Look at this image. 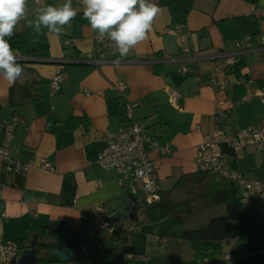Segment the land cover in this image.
<instances>
[{
    "label": "crops",
    "instance_id": "0c3cea01",
    "mask_svg": "<svg viewBox=\"0 0 264 264\" xmlns=\"http://www.w3.org/2000/svg\"><path fill=\"white\" fill-rule=\"evenodd\" d=\"M64 2L28 0L27 17L34 19L44 5ZM154 2L161 12L146 39L125 57L105 39L102 45L93 39L97 33L82 18V11L59 36L43 28L37 33L26 21L17 25L11 46L19 54L24 77L11 84L0 77V146L6 143L10 158L29 164L26 173L11 175L0 157V242H18L16 263L31 235L57 232V247L73 248L78 256L88 241L94 242L87 247L88 254L80 256L87 264L102 258L113 264H190L192 252L182 231L202 225L211 213L149 221L140 209L136 217L129 214L127 219L126 214L116 220L126 223L120 239L111 238L113 231H98L89 220L97 203L112 215L128 200L131 205L146 202L141 182H130L98 164L106 147L104 135L125 124L130 105L132 119L166 149L148 151L155 165L152 177L158 199V190L169 189L183 173L197 169L195 149L212 133L217 107L225 113L220 124L227 133L264 126V0ZM72 4L82 9L80 0ZM97 49L103 51L101 61L95 60ZM227 55L235 61L219 76L231 82L218 89L206 76L223 66ZM62 63L66 79L52 92L51 78ZM183 68L190 71L184 73ZM119 81L126 86L123 96L116 87ZM171 90L176 105L169 101ZM244 95H249L247 101L239 100ZM71 116L84 120L66 127ZM14 117L20 120L9 132L4 121ZM252 150L238 152L232 169L241 170L240 159L247 164ZM43 158L52 169L42 167ZM231 225L234 236L225 244V254L199 264H264L262 251L235 255L264 237L260 209L247 207ZM42 255L46 254L37 257Z\"/></svg>",
    "mask_w": 264,
    "mask_h": 264
},
{
    "label": "built area",
    "instance_id": "2783aa9c",
    "mask_svg": "<svg viewBox=\"0 0 264 264\" xmlns=\"http://www.w3.org/2000/svg\"><path fill=\"white\" fill-rule=\"evenodd\" d=\"M36 1L40 2V0ZM93 39L101 45L105 39L106 45H110L115 48V45L107 38L100 39L98 38V35H94ZM102 56L103 51L101 49H97L95 60H103ZM234 61L235 60L232 55H227L223 61L224 65L216 66L206 76L207 80L216 86V88L224 89L225 85L231 82V78H224V80H221L219 75L224 72V69L232 65ZM183 70L184 73L190 71L186 68H183ZM64 77L65 73H60V66H58L52 78V85L57 86L58 81L62 80ZM117 88L120 91V95L123 96L125 94L124 91L126 88L124 82L119 81L117 83ZM169 93V101L173 105H176L175 92L171 90ZM248 97L249 95H244L241 96L239 100L247 101ZM131 109L132 107L128 105L125 124L121 125L117 132H108L104 135L106 147L98 155L97 162L100 167L106 170H114L126 177L130 182L132 180L141 182L145 192L146 202L149 203L157 199V184L155 178L152 177V172L155 169V165L151 162L148 151L152 149L158 153H164L166 152V149L159 146L158 140L155 137L146 133L145 127L142 124L132 119ZM224 116L225 113L223 112V109L217 107L214 114V129L212 133L206 136L195 149L194 160L196 167L200 169H208L214 173H218L234 180L241 188L240 201L243 204L249 205L250 207L260 208L264 219V207L261 205L263 200L259 199V197H264V181L249 180L243 175L242 172L231 170L228 166L227 155L222 149V145H225L234 151H241L248 147H252L257 150H264V126H249L239 130L237 133H227L222 130L220 124L221 118ZM19 120L20 119L18 117H14L10 121L5 120L4 127H6L10 132L13 123H16ZM6 146V143L0 146V157L3 160V168L5 172L11 175H20L26 173L29 164L21 163L19 160L10 158ZM41 164L44 168H53L51 162L45 158L41 159ZM94 208L95 213L92 214L90 221L96 226L98 231L102 232L105 229L109 230V232H112L115 229H123L125 231L126 223L111 221L110 213H107L102 204L97 203L95 204ZM126 214L128 219V211ZM157 241L163 242L164 240L159 238ZM93 244V241H88L87 247H90ZM87 247L83 248L80 254L81 257H85L88 249ZM18 252L19 244L17 241H1L0 264H17L15 259L18 255ZM262 253L264 256V249L262 250ZM125 257L131 258L130 255H126ZM145 259L146 258H142V260Z\"/></svg>",
    "mask_w": 264,
    "mask_h": 264
},
{
    "label": "trees",
    "instance_id": "16d2710c",
    "mask_svg": "<svg viewBox=\"0 0 264 264\" xmlns=\"http://www.w3.org/2000/svg\"><path fill=\"white\" fill-rule=\"evenodd\" d=\"M14 42L15 36L10 39V43L14 44ZM64 64L58 65L60 66V73L63 74L65 73ZM52 78L50 82L52 92H56L60 89V83L66 79V74L62 80L58 81L57 86L52 85ZM83 120L84 117L71 116L64 125L70 128L76 127ZM222 149L227 155L229 168L242 172L238 169H232L233 163L236 162V154L240 151H234L225 145H222ZM240 198L241 188L234 180L208 169L197 168L193 172L183 173L169 189L158 190V199L149 203L142 202L141 204L131 205L128 213L136 217L139 210L143 209L146 220L157 221L172 217H184L202 212L207 208L222 206L223 214L209 217L205 224L193 228H184L182 231L181 237L189 242L192 250V259L189 263L199 264L225 254V244L234 236L231 221L243 216L245 209L250 207L243 204ZM259 199L263 200L261 205L264 207V197H259ZM121 232L123 233V229H115L111 233V238H122ZM57 246H59L57 232L37 233V254L44 252L47 255L48 249ZM262 249H264V237L244 245L235 255L239 257L246 256L259 253ZM88 251L89 249H87L85 256ZM46 255L39 256L35 264H61L57 257ZM142 258V262L146 261Z\"/></svg>",
    "mask_w": 264,
    "mask_h": 264
},
{
    "label": "clouds",
    "instance_id": "9594fccd",
    "mask_svg": "<svg viewBox=\"0 0 264 264\" xmlns=\"http://www.w3.org/2000/svg\"><path fill=\"white\" fill-rule=\"evenodd\" d=\"M80 3L82 9L74 8L72 0H65L60 6L44 5L34 19H28V0H0V77L10 84L24 77L19 54L10 43L21 21H26L37 33L43 28L59 36L82 11V18L98 38L109 39L119 56L125 57L146 39L161 12L154 0H80Z\"/></svg>",
    "mask_w": 264,
    "mask_h": 264
},
{
    "label": "water",
    "instance_id": "95a60500",
    "mask_svg": "<svg viewBox=\"0 0 264 264\" xmlns=\"http://www.w3.org/2000/svg\"><path fill=\"white\" fill-rule=\"evenodd\" d=\"M132 202L128 200L125 205L120 207L110 216L112 221L122 219L127 211L130 209ZM117 222V221H116ZM37 237L36 235H31L30 240L28 241V247L24 248L17 260V264H35L37 257ZM47 256L57 257L59 262L66 264H87L85 263L80 256H78L77 251L69 247H56L47 250Z\"/></svg>",
    "mask_w": 264,
    "mask_h": 264
},
{
    "label": "rangeland",
    "instance_id": "374dc122",
    "mask_svg": "<svg viewBox=\"0 0 264 264\" xmlns=\"http://www.w3.org/2000/svg\"><path fill=\"white\" fill-rule=\"evenodd\" d=\"M253 127H255V126H253ZM252 151L248 155V162H247V164H249V165H247L245 163V158H241L240 159V162L238 164L239 165V168H241V170L243 171V173L245 175L247 173H253V176L252 177H248L249 180H261V181H264V151H260V150H256V149H253ZM255 165H258L257 168H255V170H253L251 172L249 169H253ZM209 209L210 208L205 209L204 211H202V213H204V212H205V214L206 213L207 214L208 213H211L210 217L223 214V208H222V206H220V208L211 207V210H209ZM261 215H262V211H261ZM206 217H207V215H206ZM262 218H263V216H262ZM208 219H209V216L207 217L206 222H207ZM206 222L202 223V225L205 224ZM102 235H104L105 242H107L106 241V238H105L106 235H108L107 232H104ZM189 245H188V248L187 249H188V251L190 253V251L192 252V250H191V247ZM165 260L168 261L167 255L165 257ZM116 261H118V260L115 259L114 262L116 263ZM96 264H113V263H108V259L107 258H102V260H99Z\"/></svg>",
    "mask_w": 264,
    "mask_h": 264
}]
</instances>
